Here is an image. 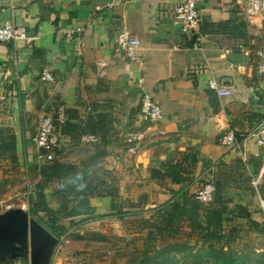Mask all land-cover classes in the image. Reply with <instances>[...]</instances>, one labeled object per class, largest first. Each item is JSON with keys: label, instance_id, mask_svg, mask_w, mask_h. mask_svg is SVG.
<instances>
[{"label": "crops", "instance_id": "obj_1", "mask_svg": "<svg viewBox=\"0 0 264 264\" xmlns=\"http://www.w3.org/2000/svg\"><path fill=\"white\" fill-rule=\"evenodd\" d=\"M182 1L0 0V25L21 24L29 39L0 43V126L11 128L16 136L19 165L10 175L20 173L37 181L27 169L38 162L32 141L37 123L44 115L54 117L60 106L68 122L82 129L98 115H107L112 131L110 143L102 147L98 135L94 144L80 138L73 143L57 130L56 159L79 165L103 149L106 156L96 168L113 171L118 201H136L139 210L168 202L169 192L180 189L150 179L151 168L176 161L182 153L195 154L193 192L211 183L219 162L228 166L242 158L218 144L228 130L243 144L242 160L259 154L252 134L264 119V76L254 67L255 52L264 49V14L247 18L243 0H197L200 23L187 39L174 24ZM65 31L74 32L70 41ZM122 32L140 41L137 61L116 53V38ZM43 69L50 70L52 82L40 80ZM210 78L221 86H234L236 93L219 98L208 89ZM144 94L162 111L157 125L139 116ZM133 133L144 134V140L125 166L121 159ZM91 203L96 216L110 213L109 198ZM108 218L112 217L87 224Z\"/></svg>", "mask_w": 264, "mask_h": 264}, {"label": "trees", "instance_id": "obj_2", "mask_svg": "<svg viewBox=\"0 0 264 264\" xmlns=\"http://www.w3.org/2000/svg\"><path fill=\"white\" fill-rule=\"evenodd\" d=\"M55 126L73 143L84 134L98 135L102 147L111 141L112 120L104 114L88 121L83 129L68 120ZM105 156V151L98 148L92 158L74 165L58 161L55 152L51 162H36L27 168L30 176L37 178L27 190L28 214L58 242L72 228L80 229L100 217L124 220L132 214L142 217L136 220L134 257L126 256L129 264H264V225L251 217L246 206L234 204V198L226 194L235 190L264 201V175L256 187L252 185L264 167V149L245 161L236 158L228 166L219 162L211 181L213 199L208 204L196 200L191 190V175L198 163L195 154L182 153L176 161L151 168L150 179L160 185H179L180 189L170 191V200L154 208L139 210L136 206V213L127 212L134 204L118 201V180L113 171L96 168ZM18 169L16 136L11 128L0 126V170L10 174ZM101 198L110 199V213L96 216L91 201ZM145 214L149 216L143 217ZM252 234L258 238L255 244L249 237ZM236 242H242L241 249L234 250Z\"/></svg>", "mask_w": 264, "mask_h": 264}, {"label": "built area", "instance_id": "obj_3", "mask_svg": "<svg viewBox=\"0 0 264 264\" xmlns=\"http://www.w3.org/2000/svg\"><path fill=\"white\" fill-rule=\"evenodd\" d=\"M246 4V16L251 18L253 16L264 14V0H243ZM200 23V15L197 9V0H183L177 6L174 13V24L177 26L179 32L187 39H191L193 33L197 30ZM73 31H65V37L68 41L72 39ZM26 27L21 24H14L6 21L0 25V43H20L28 41ZM140 41L128 32L118 34L116 38L115 51L117 54L123 55L131 61H137V50L140 47ZM194 48L197 47L196 41L193 43ZM178 50L177 47H173ZM249 56V51L244 52ZM259 59L255 64L254 70L258 76H264V49L255 52ZM40 80L43 82H52L53 76L49 69H43L40 74ZM142 83V79L137 81ZM208 89L216 94L219 98L229 97L234 95L237 89L234 86H221L213 78L208 80ZM139 116L142 122L154 126L157 125L163 118L162 111L158 104L149 96L144 94L139 103ZM67 121V116L64 107L60 106L56 109L55 116H42L37 123V133L33 137V144L37 150L36 159L39 163L51 162L55 157L60 143V136L56 130L55 123L63 125ZM252 137L254 144L259 149H264V119H262L255 130ZM83 143H97L98 137L94 135L84 134L81 136ZM144 140V134L133 133L128 138L129 146L126 150V157L121 159V163L125 166L136 157L139 147ZM218 144L228 150L238 154L242 158L245 156L243 144L238 139L235 132L228 130L218 138ZM264 175L261 171L259 175L252 181L254 187ZM215 188L211 183H205L201 187L195 189L192 193L196 200L202 204H208L213 199ZM28 195V194H27ZM262 212H264V201L260 200ZM25 205L22 206V209Z\"/></svg>", "mask_w": 264, "mask_h": 264}, {"label": "rangeland", "instance_id": "obj_4", "mask_svg": "<svg viewBox=\"0 0 264 264\" xmlns=\"http://www.w3.org/2000/svg\"><path fill=\"white\" fill-rule=\"evenodd\" d=\"M33 184L31 177L24 174L0 173V214L10 208H23L28 212V192ZM30 186V187H29ZM227 196L234 198V204L246 206L251 217L264 225V212L258 196L248 197L234 190H227ZM136 199V197H133ZM130 203V202H128ZM134 208L127 209L129 213H136V201ZM132 203V204H133ZM148 214L143 217H148ZM142 216L129 215L124 220L115 217L84 225L80 229L72 228L67 235L61 238L54 248L49 264H129L126 256L133 258L137 248L136 220ZM99 234L102 237H95ZM78 235H83L82 239ZM255 244L258 238L250 235ZM119 238H122L119 240ZM234 250L242 248V242L233 244ZM11 264H15L14 262ZM22 264H29L27 259ZM255 264V263H251Z\"/></svg>", "mask_w": 264, "mask_h": 264}, {"label": "water", "instance_id": "obj_5", "mask_svg": "<svg viewBox=\"0 0 264 264\" xmlns=\"http://www.w3.org/2000/svg\"><path fill=\"white\" fill-rule=\"evenodd\" d=\"M58 240L22 208L0 214V264H49Z\"/></svg>", "mask_w": 264, "mask_h": 264}, {"label": "flooded vegetation", "instance_id": "obj_6", "mask_svg": "<svg viewBox=\"0 0 264 264\" xmlns=\"http://www.w3.org/2000/svg\"><path fill=\"white\" fill-rule=\"evenodd\" d=\"M22 263H23V259H21L18 264H22Z\"/></svg>", "mask_w": 264, "mask_h": 264}]
</instances>
